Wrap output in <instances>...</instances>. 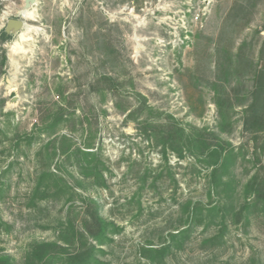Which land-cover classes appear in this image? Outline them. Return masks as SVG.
<instances>
[{
  "label": "rangeland",
  "instance_id": "374dc122",
  "mask_svg": "<svg viewBox=\"0 0 264 264\" xmlns=\"http://www.w3.org/2000/svg\"><path fill=\"white\" fill-rule=\"evenodd\" d=\"M28 11V31H12L6 42L0 36V186L9 188L0 201V256L21 264L33 242L67 240L66 220L78 227L80 201L30 203L46 162L36 151L61 135L67 146L92 144L107 169V188L97 187L65 161V143L54 142L51 169L120 228L105 264L133 263L141 245L177 223L184 202L217 200L202 162L172 152L161 159L156 126L174 122L239 155L225 174L234 207L251 178L264 183V132L244 130L256 86L264 97V0H37ZM22 12L23 0H0V33ZM103 75L117 91L100 93ZM59 106L74 112L71 124L55 139L38 136ZM201 236L197 229L169 264H246L254 255L264 263V215L231 225L218 252L203 250Z\"/></svg>",
  "mask_w": 264,
  "mask_h": 264
},
{
  "label": "trees",
  "instance_id": "16d2710c",
  "mask_svg": "<svg viewBox=\"0 0 264 264\" xmlns=\"http://www.w3.org/2000/svg\"><path fill=\"white\" fill-rule=\"evenodd\" d=\"M0 36L3 42L10 39V35L4 31ZM260 75H264V72ZM99 84L102 88L97 89H100L102 94L115 92L118 89L115 79L108 75L101 76L97 80V85ZM260 107L264 109V97L261 95L260 87L256 86L252 92V100L244 111V130L255 135L264 132V112H259ZM134 112L130 111L128 117H133ZM73 117L74 112H68L63 106H59L42 121L37 135L43 134L55 139L61 129L71 124ZM153 135L161 145V159L164 162L170 152L175 153L179 159H184L185 154H189L210 168L207 174L209 197L212 191L217 200L206 204L190 200L184 202L177 223L167 229L157 242L141 245L138 248L139 258L131 264H169L171 257L185 250L197 229H200L202 234L200 247L212 253L218 252L227 244L225 235L231 225L245 228L250 223L251 215H264V186H262L264 183H259L256 177L251 178L244 185L241 202L237 207L233 206L236 190H232L233 181L225 176L229 165L239 156L232 148L213 145L194 130L187 131L174 122H167L159 128L156 126ZM256 137L254 140L257 139ZM25 139L26 145L30 146L34 138L29 135ZM57 140L65 143L64 147H61V154L66 162L75 166L85 180H91L97 187L107 188L104 176L107 169L100 159L99 151L93 150L92 144L87 142L84 148L67 146L66 143L70 142V138L65 135H61ZM57 140H50L36 151L35 157L43 158L46 162L36 172L30 203L63 199L64 204L72 205L75 201H80L84 206L82 218L78 227L69 220L63 223L61 234L64 233L69 238L67 240L61 238L62 244L56 241L33 242L25 252L21 264H105L102 260L104 249L112 242V237L119 233L120 228L102 216L100 206L95 199L78 193L74 186L69 185L61 175L51 169L56 151L54 142ZM16 145H18L17 141ZM76 185V188L81 187V182H76ZM8 189L4 184L0 186V201ZM69 248L73 249L69 250ZM0 264L14 263L8 256L2 255ZM246 264L264 263L254 255Z\"/></svg>",
  "mask_w": 264,
  "mask_h": 264
},
{
  "label": "water",
  "instance_id": "95a60500",
  "mask_svg": "<svg viewBox=\"0 0 264 264\" xmlns=\"http://www.w3.org/2000/svg\"><path fill=\"white\" fill-rule=\"evenodd\" d=\"M37 0H23V11L28 10L32 5L35 4ZM27 25L25 23V18L23 12L20 13L17 19H9L6 22L4 32L9 34L14 30H19L21 28H25ZM13 101V100H12Z\"/></svg>",
  "mask_w": 264,
  "mask_h": 264
},
{
  "label": "bare ground",
  "instance_id": "6f19581e",
  "mask_svg": "<svg viewBox=\"0 0 264 264\" xmlns=\"http://www.w3.org/2000/svg\"><path fill=\"white\" fill-rule=\"evenodd\" d=\"M23 14H24V18H26V19H31L32 18V14L28 10L23 11ZM25 30L28 31L29 30V27L26 26L25 27Z\"/></svg>",
  "mask_w": 264,
  "mask_h": 264
}]
</instances>
